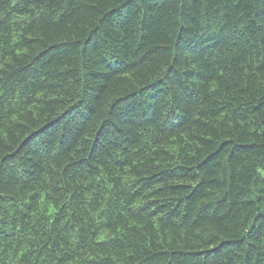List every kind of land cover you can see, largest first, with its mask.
Instances as JSON below:
<instances>
[{"label":"trees","instance_id":"1","mask_svg":"<svg viewBox=\"0 0 264 264\" xmlns=\"http://www.w3.org/2000/svg\"><path fill=\"white\" fill-rule=\"evenodd\" d=\"M0 264H264V0H0Z\"/></svg>","mask_w":264,"mask_h":264}]
</instances>
